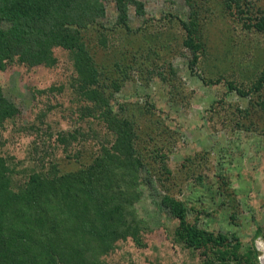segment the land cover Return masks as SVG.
Segmentation results:
<instances>
[{"label": "rangeland", "instance_id": "rangeland-1", "mask_svg": "<svg viewBox=\"0 0 264 264\" xmlns=\"http://www.w3.org/2000/svg\"><path fill=\"white\" fill-rule=\"evenodd\" d=\"M137 1L142 12L127 6L124 27L117 24L115 0H100L102 14L93 29L82 31L105 86L103 107L114 116L105 123L115 119L133 132V159L115 152L107 160L110 175L100 181L101 192H84L86 198L77 193L90 204L88 210L98 205L95 198L102 201L113 212L103 219L116 221L104 226L110 228L111 245L96 263L240 264L244 258L261 264L264 32L248 29L245 18L232 12L223 15L222 0H207L196 20L201 47L194 60L180 23L189 17L187 1ZM255 3L243 14L254 22L264 17V0ZM45 49L50 53L41 63L16 57L0 71L3 95L17 109L0 124V156L9 164L13 187L33 173L50 180L79 169H89L88 175L104 148H116V130L82 111L76 53L60 45ZM256 80L259 90L247 92ZM87 181L94 183L92 177ZM166 197L183 201L186 219L198 228L238 242L236 259L220 263L215 249L188 247L178 220L162 203Z\"/></svg>", "mask_w": 264, "mask_h": 264}, {"label": "trees", "instance_id": "trees-1", "mask_svg": "<svg viewBox=\"0 0 264 264\" xmlns=\"http://www.w3.org/2000/svg\"><path fill=\"white\" fill-rule=\"evenodd\" d=\"M75 1L0 0V71L16 57L20 62L31 65L41 63L50 53L46 47L63 46L77 55L75 64L81 78L79 89L84 96L82 111L86 116H91V119L105 123L104 119L108 122L114 116L108 106L103 107V102L107 101V97L104 98L103 95L105 86L100 82V72L96 74L92 58L88 56L89 52L84 43L85 33L82 32L93 29L95 17L102 14L103 9L99 6L100 0H82L79 7L72 8ZM186 1L190 8L189 17L188 20H180V23L185 33L184 44L193 52L195 60L201 47L196 20L200 18L199 14L208 1ZM222 2L223 15L227 14L226 11L232 12L238 19L245 18L248 29L254 28L264 32L263 16L254 22L250 17L243 15L247 10L255 8V0ZM115 3L119 10L117 24L124 27L127 25V6L135 5L139 13L142 12V3L137 0H115ZM210 20H213V17ZM68 21H71L70 26H65ZM109 77L110 75L106 78ZM256 81H252L247 92L259 90L260 80ZM226 83L229 89H236L240 95H245V91L233 82ZM16 114L17 109L3 95L0 86V124L14 118ZM88 123L93 124L91 121ZM106 126L116 130V148L111 151L104 148V155L93 160L96 165L91 167L88 175L89 169H79L72 174H62L50 180L43 177L45 175L33 173L17 187H13L9 164L5 157L0 156V264H6V261L16 264L15 259L17 264H98L96 258L111 245V242L106 240L110 228L104 226L108 222L116 221L109 218L113 212L107 208L105 210L102 201L95 198L98 205H92V209L88 210L87 206L90 204L78 198L77 193H82L86 198L84 192H92L94 195H98L97 190L101 192L103 184L100 181L110 175L107 160H113L116 157L115 152L116 155H123L125 152L127 157L133 159L132 153L129 152L133 149L132 129L119 127L115 119ZM61 140L66 142L67 137L62 136ZM87 177H92L94 183L88 182ZM162 203L166 204L173 217L178 220L179 235L188 247H211L218 254L220 263L236 259L238 242L236 245L231 244L226 236L219 234L215 237L208 230H202L189 222L183 201L166 197ZM104 214H109L106 215L109 216L108 220L103 219L106 218ZM237 261L240 262L238 259ZM242 262L254 264L244 258L240 264ZM203 264H212L211 259Z\"/></svg>", "mask_w": 264, "mask_h": 264}, {"label": "bare ground", "instance_id": "bare-ground-1", "mask_svg": "<svg viewBox=\"0 0 264 264\" xmlns=\"http://www.w3.org/2000/svg\"><path fill=\"white\" fill-rule=\"evenodd\" d=\"M260 249H262V255L260 257V263L264 264V245L260 246Z\"/></svg>", "mask_w": 264, "mask_h": 264}]
</instances>
